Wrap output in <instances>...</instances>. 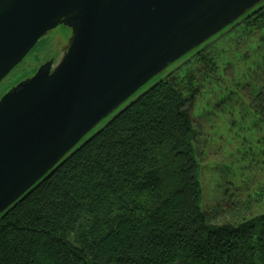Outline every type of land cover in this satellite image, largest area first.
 I'll list each match as a JSON object with an SVG mask.
<instances>
[{
    "label": "trees",
    "instance_id": "1",
    "mask_svg": "<svg viewBox=\"0 0 264 264\" xmlns=\"http://www.w3.org/2000/svg\"><path fill=\"white\" fill-rule=\"evenodd\" d=\"M183 61L0 217V264H264V189L203 209L194 117H239L264 165V1Z\"/></svg>",
    "mask_w": 264,
    "mask_h": 264
},
{
    "label": "water",
    "instance_id": "2",
    "mask_svg": "<svg viewBox=\"0 0 264 264\" xmlns=\"http://www.w3.org/2000/svg\"><path fill=\"white\" fill-rule=\"evenodd\" d=\"M264 0H0V84L59 27L60 64L0 100V217L152 80Z\"/></svg>",
    "mask_w": 264,
    "mask_h": 264
},
{
    "label": "rangeland",
    "instance_id": "3",
    "mask_svg": "<svg viewBox=\"0 0 264 264\" xmlns=\"http://www.w3.org/2000/svg\"><path fill=\"white\" fill-rule=\"evenodd\" d=\"M71 37L70 29L59 27L42 38L28 57L0 84V100L18 84L33 77L50 60H55L54 68L57 67L66 53ZM184 59L152 80L84 141L103 129L111 119L155 86L163 76L175 73L180 67L179 72L183 73V64L186 62ZM194 117L199 122L203 121L196 125L199 134L197 142L208 140L202 150L203 155L198 158L203 209L215 210L237 197L245 199L248 193L253 196L261 194L264 189L263 158L253 137L244 132L239 117L230 118L226 114L215 113L206 105H199ZM199 148H202L201 144Z\"/></svg>",
    "mask_w": 264,
    "mask_h": 264
},
{
    "label": "flooded vegetation",
    "instance_id": "4",
    "mask_svg": "<svg viewBox=\"0 0 264 264\" xmlns=\"http://www.w3.org/2000/svg\"><path fill=\"white\" fill-rule=\"evenodd\" d=\"M54 65H55V60H54Z\"/></svg>",
    "mask_w": 264,
    "mask_h": 264
}]
</instances>
